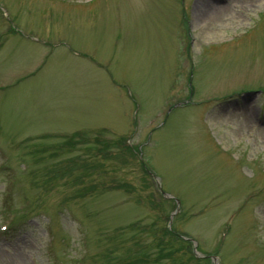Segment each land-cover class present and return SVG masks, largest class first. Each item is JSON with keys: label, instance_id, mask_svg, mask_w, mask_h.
I'll list each match as a JSON object with an SVG mask.
<instances>
[{"label": "rangeland", "instance_id": "obj_1", "mask_svg": "<svg viewBox=\"0 0 264 264\" xmlns=\"http://www.w3.org/2000/svg\"><path fill=\"white\" fill-rule=\"evenodd\" d=\"M90 1L0 0V264H264V0Z\"/></svg>", "mask_w": 264, "mask_h": 264}, {"label": "bare ground", "instance_id": "obj_2", "mask_svg": "<svg viewBox=\"0 0 264 264\" xmlns=\"http://www.w3.org/2000/svg\"><path fill=\"white\" fill-rule=\"evenodd\" d=\"M202 3H203V4H202V6H200L199 9H200L201 11H203V12H205V11H206V12H211V6H210V3H208L207 0H205V1L202 0ZM214 7H215V6H213V8H214ZM214 9L217 11V10L220 9V8H219V7H216V8H214ZM200 10H199V11H200ZM199 11H198V13H202V12H199ZM233 112H234V111H233ZM246 113H248V116L251 117V119H250V120H251V123L254 124V121H252V118H253V117H252V115H251V113H250V110H246ZM234 115H235V116H238V117H241V118L243 119V121L245 122V118H244V116L242 115V113H239V112L236 111V112H234Z\"/></svg>", "mask_w": 264, "mask_h": 264}]
</instances>
